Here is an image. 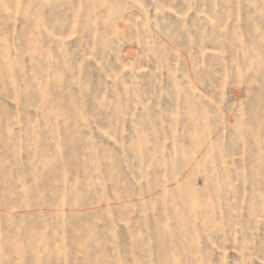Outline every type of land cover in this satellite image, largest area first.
I'll list each match as a JSON object with an SVG mask.
<instances>
[{
  "label": "rangeland",
  "instance_id": "obj_1",
  "mask_svg": "<svg viewBox=\"0 0 264 264\" xmlns=\"http://www.w3.org/2000/svg\"><path fill=\"white\" fill-rule=\"evenodd\" d=\"M0 264H264V0H0Z\"/></svg>",
  "mask_w": 264,
  "mask_h": 264
}]
</instances>
